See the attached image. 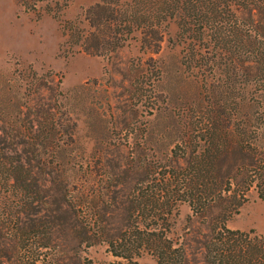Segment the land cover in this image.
<instances>
[{"label":"rangeland","instance_id":"rangeland-1","mask_svg":"<svg viewBox=\"0 0 264 264\" xmlns=\"http://www.w3.org/2000/svg\"><path fill=\"white\" fill-rule=\"evenodd\" d=\"M98 1L0 0V129H26L23 122L33 118L39 103L52 109L39 120L43 125L55 123L51 147L30 155L37 161L42 154L50 170L39 175L42 183L47 179L48 189L39 186L38 197H33L36 207L28 210L26 219L49 236L44 264L115 260L104 237L82 228L85 220L99 215L108 229L126 227L130 220L124 219V211L139 186L149 184V165L160 169L177 155L190 158L192 152L209 147L207 141L192 140L211 128L219 113L223 118L256 110L264 114V98L259 105L237 106L246 88L224 101L211 97V73L188 69L181 62L184 44L176 38L174 19L162 26L158 47L148 45L145 29H139L115 52L85 51L65 35L63 25L66 20L83 21L85 9ZM240 86L235 80V87ZM217 103L222 104L218 113ZM262 135L259 146L264 131ZM12 194L4 190L0 195V232L7 226L1 216L27 208ZM190 214L187 203L178 204L169 236L186 249L192 264H205L202 242L211 211L189 219ZM226 225L264 235V199L254 187ZM1 242L0 235L2 248ZM137 260L157 264L146 251Z\"/></svg>","mask_w":264,"mask_h":264},{"label":"trees","instance_id":"trees-1","mask_svg":"<svg viewBox=\"0 0 264 264\" xmlns=\"http://www.w3.org/2000/svg\"><path fill=\"white\" fill-rule=\"evenodd\" d=\"M172 19L178 26L176 38L184 44L181 62L188 69L211 73V97L224 101L246 88L247 95L237 106L260 104L264 78L255 79L264 76V0H99L85 9L83 21L66 20L63 29L85 51L102 55L115 52L139 29H145L148 45L158 47L162 26ZM235 80L240 87H235ZM35 107L33 118L23 122L26 129H0V195L11 191L27 207L1 216L7 226L0 232V264H44L45 260L43 248L49 236L42 226L26 219L28 210L36 207L33 197H38L39 186L48 189L47 179L42 183L39 175L50 170L42 154L37 161L30 155L51 147L55 123L43 125L39 120L43 112L51 113L49 104ZM215 109L220 112L222 104ZM263 131L262 110L229 113L226 118L219 113L211 128L192 140L207 141L209 147L192 152L190 158L177 155L160 169L149 165V184L139 186L124 211V219L130 220L126 227L108 229L99 215L81 224L87 233L104 237L116 258L106 264H140L137 257L144 251L157 264H192L186 249L169 236L170 218L182 202L191 209L189 219L211 211L202 242L205 264H264V235L226 225L246 201L248 189L254 187L264 199V144L257 143Z\"/></svg>","mask_w":264,"mask_h":264}]
</instances>
